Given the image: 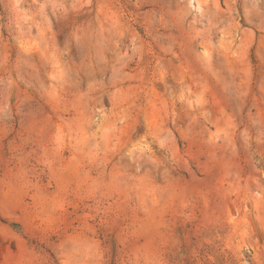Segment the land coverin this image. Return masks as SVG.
Masks as SVG:
<instances>
[{"label": "rangeland", "instance_id": "rangeland-1", "mask_svg": "<svg viewBox=\"0 0 264 264\" xmlns=\"http://www.w3.org/2000/svg\"><path fill=\"white\" fill-rule=\"evenodd\" d=\"M0 264H264V0H0Z\"/></svg>", "mask_w": 264, "mask_h": 264}]
</instances>
